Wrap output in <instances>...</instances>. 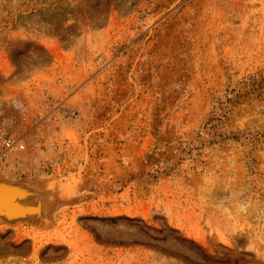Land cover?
I'll use <instances>...</instances> for the list:
<instances>
[{"label":"rangeland","instance_id":"obj_1","mask_svg":"<svg viewBox=\"0 0 264 264\" xmlns=\"http://www.w3.org/2000/svg\"><path fill=\"white\" fill-rule=\"evenodd\" d=\"M0 112V261L264 264V0H0Z\"/></svg>","mask_w":264,"mask_h":264},{"label":"built area","instance_id":"obj_2","mask_svg":"<svg viewBox=\"0 0 264 264\" xmlns=\"http://www.w3.org/2000/svg\"><path fill=\"white\" fill-rule=\"evenodd\" d=\"M10 104L15 110L19 112V115L26 117L27 109L24 107L19 100H12ZM3 111V110H1ZM1 113V112H0ZM64 115L67 117H72L75 115L74 110L66 112ZM15 125L14 119L8 118L7 120L3 119L0 123V172L3 169H6L16 160L21 159L22 155L26 153L29 145L25 139L27 135V125L19 127L17 133L10 132V128ZM0 264H12L11 262H6V260L0 261Z\"/></svg>","mask_w":264,"mask_h":264},{"label":"water","instance_id":"obj_3","mask_svg":"<svg viewBox=\"0 0 264 264\" xmlns=\"http://www.w3.org/2000/svg\"><path fill=\"white\" fill-rule=\"evenodd\" d=\"M31 198V196L27 197L21 186L0 183V214H2V218L9 222H17L26 217L39 216L41 213L40 203L31 204L25 201ZM38 210L40 211L38 212Z\"/></svg>","mask_w":264,"mask_h":264},{"label":"trees","instance_id":"obj_4","mask_svg":"<svg viewBox=\"0 0 264 264\" xmlns=\"http://www.w3.org/2000/svg\"><path fill=\"white\" fill-rule=\"evenodd\" d=\"M128 221H135V220H128ZM180 242H183V240H181ZM204 259H206V260H208V261H210L211 259L210 258H208L207 256H205V255H203L202 256Z\"/></svg>","mask_w":264,"mask_h":264},{"label":"bare ground","instance_id":"obj_5","mask_svg":"<svg viewBox=\"0 0 264 264\" xmlns=\"http://www.w3.org/2000/svg\"><path fill=\"white\" fill-rule=\"evenodd\" d=\"M0 182H3V181H0ZM40 210H38V212H39Z\"/></svg>","mask_w":264,"mask_h":264}]
</instances>
